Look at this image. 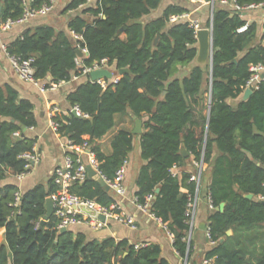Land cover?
Returning <instances> with one entry per match:
<instances>
[{
  "label": "trees",
  "instance_id": "1",
  "mask_svg": "<svg viewBox=\"0 0 264 264\" xmlns=\"http://www.w3.org/2000/svg\"><path fill=\"white\" fill-rule=\"evenodd\" d=\"M50 1L34 0L32 7ZM162 1L97 0L90 4V0H71L65 14L83 10L71 18L68 29L82 40L41 26L25 30L7 51L24 60L35 58V78L47 83V89L82 77L84 67L102 61L117 74L129 70L118 75L117 83L106 80V87L87 75V81L68 94V114L54 118L59 135L76 146L88 143L101 173L113 180L134 151L133 130L115 134L110 155L101 142L125 119L133 123L132 116L141 119L143 165L135 197L140 204L150 195L155 197L152 211L174 237L181 259L191 263L194 255L185 214L196 189L188 183L189 173L173 177L172 169L185 168L193 158L208 165L212 175L209 196L214 209L209 234L215 246L205 258L213 260L212 264H264V201L260 200L264 196V83L247 101L241 100L252 77L251 67L264 64V24L261 33L257 23L249 24L217 1L213 18L205 24L208 28L213 23V65L198 66L196 30L186 19L171 23L172 17L188 14V9L172 5L160 17L146 20ZM237 3L247 7L264 0ZM0 8V24L17 21L25 13L22 0H0ZM246 25L248 30L238 33ZM78 46L89 52L83 67L76 63ZM187 68L189 74L181 77ZM75 107L82 117L73 115ZM37 124L30 101L22 100L9 85L0 90V182L25 171L21 156L32 151L37 139L24 135L21 127L29 131ZM16 133L22 138H15ZM58 189L54 180L26 192L15 184L0 188V230H5L0 264H170L156 244L136 249L113 238L99 242L70 230L62 234L54 216L42 227L46 201ZM71 191L103 207L115 202L97 178L75 184ZM17 194L22 195L18 207ZM249 194L252 200L245 198ZM229 231L232 236H227Z\"/></svg>",
  "mask_w": 264,
  "mask_h": 264
},
{
  "label": "crops",
  "instance_id": "2",
  "mask_svg": "<svg viewBox=\"0 0 264 264\" xmlns=\"http://www.w3.org/2000/svg\"><path fill=\"white\" fill-rule=\"evenodd\" d=\"M96 1L97 0H92L90 4H93ZM54 2V9L48 16L38 17L23 25H16L0 36V90L9 85L19 92L22 100H28L34 105V113L38 124L32 130H29L27 135L31 138L37 139V148L42 156L41 163L35 167L32 173L28 175L24 181L19 183L15 177H8L0 182V188L9 184H15L22 192H26L38 185H46L50 180H52L55 169L63 163L65 155L64 146L67 144V139L52 132L49 119L50 108L58 107L61 111L60 115L68 114L71 110V106L67 100L68 94L88 79L87 76L79 78L74 77V79L70 82L61 83L59 86L50 88L43 92L41 88L43 86L47 87V83L39 82V85H34L20 80L11 66L7 51L3 48L4 46L8 47L13 41L18 39L25 30H35L41 26H52L58 31L66 32L71 35L68 29V23L71 18L75 17L77 14H81L83 8L78 12H69L65 14L64 10L71 0H54ZM172 5L188 9V14L191 17V20L198 21L202 28H207L205 24L212 19L216 8V4L206 1L163 0L160 8L146 20H153L160 17L166 8ZM245 19L249 24L257 23L261 29V33L263 32V9L247 12ZM108 70L113 72L114 78L119 79V74L116 73L115 68H109ZM189 70L190 68L186 69V74L182 77L189 74ZM117 132L116 128L101 142L102 148L107 155H110L112 152L111 141ZM138 155L141 158V149L139 150ZM129 162V169L125 180L128 195L126 199L123 200L122 208L128 214L135 216L138 229L133 230L114 221H110L108 225L101 230H94L90 226L81 225L73 226L70 231L85 235L88 241L101 242L105 239L113 238L118 242L127 241L134 246L140 244H156L161 247L162 256L167 259L170 264H186L185 260L181 259L180 255L175 250L174 237L170 234V232L162 227L160 223L139 212L133 204L135 194L138 190L136 181L139 171L143 165V161L142 159L139 161V158L132 154L129 157ZM195 170V161L193 158L188 161L185 168H180V171L189 174L194 173ZM211 176L209 166L205 165L199 204L195 218V228L191 235L194 255L191 263L187 264H203L206 260V254L215 246V244L208 237V228L210 223L209 218L212 212L209 200ZM183 191L186 192L187 190ZM203 227H205V230H203ZM4 232L5 230H0V243L3 241Z\"/></svg>",
  "mask_w": 264,
  "mask_h": 264
},
{
  "label": "built area",
  "instance_id": "3",
  "mask_svg": "<svg viewBox=\"0 0 264 264\" xmlns=\"http://www.w3.org/2000/svg\"><path fill=\"white\" fill-rule=\"evenodd\" d=\"M25 13L24 16L14 21L12 19L7 20L6 22L0 24V36L12 29L16 25H23L29 22L30 20L36 19L38 17L48 16L54 9L55 2L54 0L50 3L43 5L40 8H33L34 0H22ZM92 0H90L91 2ZM219 1L220 5L223 7H228L229 9L236 11L238 13H246L257 9L264 10V3L260 5H251L247 7H241L238 5L237 0H212L213 4ZM213 18V16H212ZM186 19L189 20L191 26L196 30L198 34L203 28L200 26L198 21L191 20L189 14L183 16H176L171 18V23H175L179 20ZM212 24L208 29H212ZM248 30V25L240 28L238 33H244ZM75 40H82L79 36H74ZM6 51L7 46L3 47ZM78 49L84 54V58L77 59L76 63L78 67H83V60L89 57V52L87 49H82L78 46ZM8 53V51H7ZM9 61L14 72L17 74L20 80L32 83L34 85H39V81L35 78V58H29L24 60L19 57L10 56L8 54ZM109 69L107 61H102L100 63L94 64L92 67L83 68V76H90L92 72L97 70ZM252 77L247 83V90L252 89L255 91L259 86L264 83V64L251 67ZM79 78V77H75ZM118 78L111 80L114 83L118 82ZM102 84L103 87L107 86L106 80L98 81ZM42 91L45 92L47 87L43 86ZM75 112L77 117H82V113L78 107H75L72 110V113ZM61 114V111L58 107L50 108V128L53 133L59 135L58 129L59 125L54 121L56 115ZM33 129V128H32ZM31 129V130H32ZM60 136V135H59ZM15 138H22L20 133L14 135ZM61 137V136H60ZM64 160L61 165H59L54 173L52 180L59 187L57 192L52 194L49 198L54 202V217L58 222V231L63 229L70 230L73 226L87 225L94 230H101L108 225L110 221H114L120 225L126 226L133 230H137V221L135 216L128 214L122 208L123 200L126 199L128 195V189L125 184L126 176L129 169V159L125 160L121 167L117 170L115 178L109 180L106 178L100 171V164L96 159L95 153L92 151V147L88 143L83 145L76 146L73 142L67 140V144L64 146ZM22 159L26 161L25 171L15 177L17 182L21 183L26 179L28 175L37 167L41 161L42 156L37 148V144L34 145L32 151L25 153L21 156ZM87 161H86V160ZM91 167L97 174L96 178L100 181H104L110 188V192L113 193V198L115 202L110 207L100 206L96 201L85 200L79 197L78 195L72 193L71 188L75 184H82L89 178L88 167ZM204 162H195V172L190 174L189 184L195 185V195L189 197L188 207L186 211L187 224L190 226L191 230L188 237V242H191V235L195 228V218L199 204V196L202 186V177L204 171ZM184 172L180 171V168L174 167L172 169V176L181 178ZM187 192V191H186ZM21 194H17L16 207L20 205ZM155 197L150 195L147 197L145 204H140L138 199L135 197L133 204L136 206L139 212L145 216L151 218L152 220L160 223L162 227L167 229L153 213L152 205ZM210 200V196H209ZM261 201H264V196L260 197ZM210 208L213 210V205L210 200ZM100 216H104L106 221L103 222L100 219ZM39 227V224H38ZM208 237L210 239L209 228H208ZM211 240V239H210ZM144 244L136 245V249L144 247ZM213 260H205L203 264H212Z\"/></svg>",
  "mask_w": 264,
  "mask_h": 264
},
{
  "label": "water",
  "instance_id": "4",
  "mask_svg": "<svg viewBox=\"0 0 264 264\" xmlns=\"http://www.w3.org/2000/svg\"><path fill=\"white\" fill-rule=\"evenodd\" d=\"M242 16H246L247 13H239ZM1 15H2V8H0V19H1ZM213 26V23H212ZM125 31V28H123L121 30V32ZM158 40V39H157ZM77 55L79 58H84V54L82 53L81 50L77 49L76 51ZM213 55H214V32H213V27L212 29H208V28H204L202 30L199 31L198 33V56L196 59V65L198 66H206L207 64H209L212 68L213 65ZM129 73V70L127 69H122L120 70L119 74L120 75H124ZM90 78L93 82H98L100 80H108L111 81L114 79V74L113 72H111L108 69H103V70H97L91 73ZM211 78H212V74H211ZM253 90L252 89H248L245 94L242 96V101H247L249 99V97L253 94ZM166 93L163 94V97H165ZM73 115H76L75 112H73ZM132 119L135 123V127L133 130V135L134 136H142L144 133V129H143V121L139 118H137L136 116H132ZM23 134L25 135L28 132V129L26 127H21ZM212 139H215V137H212ZM182 155L183 157L187 158L189 156L188 152L183 148L182 149ZM88 172H89V178L90 179H94L96 178L97 174L96 172L89 166L88 167ZM101 186L107 191L110 192V188L109 186L104 182V181H100ZM157 194L160 193V190H157L156 192ZM246 199L252 200L254 198V196L252 194L246 195L245 196ZM45 208H46V215L41 223V226L44 227L46 225V223L53 217L54 215V202L52 201V199L48 198L45 204ZM225 208V205L223 204L220 208V211H223ZM100 219L105 222L106 218L104 216H100ZM203 230H205V227H203ZM68 232L67 229H63L61 231L62 234ZM233 235V231H229L227 233V236H232ZM224 240H222L223 242ZM186 264L188 263V260H185ZM248 263H250V261L248 260Z\"/></svg>",
  "mask_w": 264,
  "mask_h": 264
},
{
  "label": "rangeland",
  "instance_id": "5",
  "mask_svg": "<svg viewBox=\"0 0 264 264\" xmlns=\"http://www.w3.org/2000/svg\"><path fill=\"white\" fill-rule=\"evenodd\" d=\"M204 29V28H203ZM209 65V64H207ZM188 69V68H187ZM186 74V69H183L180 73V76L182 77L183 75ZM209 96V95H208ZM135 123H133L129 118L125 119L123 123H120L117 127V131L121 129H127V130H134ZM141 149L140 145V136H134V151L132 152L133 155L137 156L139 158V161H141L140 156L138 155L139 150ZM131 154V155H132ZM137 163V160H136ZM112 195L113 193L110 192ZM203 196V193H202Z\"/></svg>",
  "mask_w": 264,
  "mask_h": 264
}]
</instances>
